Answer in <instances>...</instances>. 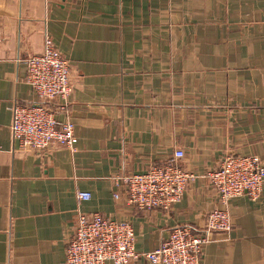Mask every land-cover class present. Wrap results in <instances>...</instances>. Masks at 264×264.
Masks as SVG:
<instances>
[{
    "label": "crops",
    "instance_id": "1",
    "mask_svg": "<svg viewBox=\"0 0 264 264\" xmlns=\"http://www.w3.org/2000/svg\"><path fill=\"white\" fill-rule=\"evenodd\" d=\"M45 38L72 85L65 112L60 99L46 104L77 141L20 152L11 107L39 103L26 61ZM178 149L197 176L181 199L168 211L130 205L115 177ZM226 155L264 166V0H0V264H64L79 211L130 223L140 255L130 264H150L142 255L173 227L198 233L222 208L202 176ZM226 211L231 230L213 235L200 264H264V185Z\"/></svg>",
    "mask_w": 264,
    "mask_h": 264
},
{
    "label": "built area",
    "instance_id": "2",
    "mask_svg": "<svg viewBox=\"0 0 264 264\" xmlns=\"http://www.w3.org/2000/svg\"><path fill=\"white\" fill-rule=\"evenodd\" d=\"M25 82L39 103L11 107L10 133L20 152L46 151L53 145L74 150L76 137L72 123L57 121V111L46 103L54 99L64 102L59 111L65 112L71 93L68 61L53 42L45 38L42 51L26 61ZM185 154L175 150L172 157L143 173L115 177V187L126 190L127 202L140 211H168L184 195L189 183L197 176L184 165ZM206 179L217 195L222 208L211 210L200 232L188 226H175L156 249L142 255L150 264H200L204 246L217 232H229L231 219L226 211L229 201L246 196L256 200L264 185V166L257 156L226 155L219 166L206 172ZM117 198V192L113 193ZM79 200L89 199L88 193H77ZM135 250V234L128 222L115 221L98 213L77 212L73 231L65 249L64 264H130L139 258Z\"/></svg>",
    "mask_w": 264,
    "mask_h": 264
}]
</instances>
